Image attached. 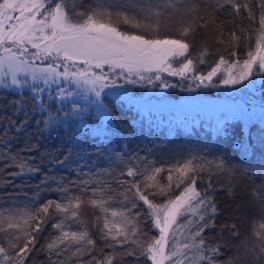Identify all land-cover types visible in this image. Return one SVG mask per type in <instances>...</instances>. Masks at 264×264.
Masks as SVG:
<instances>
[{"label": "snow or ice", "instance_id": "6c2138e0", "mask_svg": "<svg viewBox=\"0 0 264 264\" xmlns=\"http://www.w3.org/2000/svg\"><path fill=\"white\" fill-rule=\"evenodd\" d=\"M172 25L175 35H163ZM210 26L220 29L215 42L230 49L211 62L207 47L193 54L197 34L207 36ZM255 77L264 78V0H0V95L14 97L0 108V166L16 169L4 183L14 188L17 177L40 171L22 155L33 145L13 150L28 127V106L49 130L68 124L74 139L98 138L112 131L119 106L106 100L137 103L129 86L193 91L254 85ZM214 132L227 137L229 125L217 121ZM240 134L239 149L249 155L255 144L244 127ZM258 142L264 147V126ZM81 159L75 179L45 176L56 198L0 204V264H264V186L253 190L251 247L220 242L225 231L240 239L235 223L221 225L219 240L209 238L220 215L214 178L256 169L203 150L173 153L157 165L121 148L95 170ZM71 160L69 153L57 163Z\"/></svg>", "mask_w": 264, "mask_h": 264}, {"label": "trees", "instance_id": "16d2710c", "mask_svg": "<svg viewBox=\"0 0 264 264\" xmlns=\"http://www.w3.org/2000/svg\"><path fill=\"white\" fill-rule=\"evenodd\" d=\"M84 3L92 5L96 3V0H84ZM171 27L173 29L171 33L175 34L176 25ZM227 27H231V24H228ZM219 31V28L210 26L207 36L198 33L193 54L195 55V52L200 48L207 47L211 53L208 57L209 62L218 59L220 55L227 57L230 51L228 46L215 42ZM239 52L243 55L244 48L241 47ZM202 70L207 71V67H203ZM130 91L134 94L133 99L137 103H129L127 100L118 102L111 97L105 101L106 103L111 101V104H119V106L113 108L115 123L112 125V131L106 130V135H101L98 138L81 136L79 139H74L76 132L68 124L49 130L43 123H37L43 118L39 115L33 116L31 107L28 106L29 115L26 121L28 127L21 134L19 141L15 143L13 150L20 149L25 143L33 145L34 151L22 153V155L31 156L35 164L39 166L40 171L32 175L17 177L13 188L7 186L4 181L11 180L12 178L8 176V172L16 169H3L0 166V204H7L10 201L26 203L36 199L38 194L39 197L45 199L56 198L57 194L52 191L55 185L44 184L42 181L45 176L68 177L71 175V178L75 179L77 174L74 173L77 167L75 161L78 155L83 156V159L79 161L81 166L87 164L89 168L95 170V167L100 169L106 167L105 157L114 150H120L121 148L125 152L137 153L142 158L146 157L149 162H154L157 165L161 162H167L173 153L200 150L211 151L212 153L219 152L230 164L244 169H256L257 171H249L247 176L228 172L214 178L216 182L215 198L220 215L216 220V229L209 234V238L214 241L219 240L221 225L235 223L240 233V239L233 240L230 233L225 231L223 240L220 242L230 245L247 242L251 247L255 242L250 231L254 213L253 202L255 198L253 190L264 186V176L259 174L261 165H264V147H261L258 142V129L264 126L258 120L262 118L261 116H264V113L253 119L254 122L249 121L247 125L238 119L220 117L218 121H226L229 125V135L227 137H218L214 132L217 122L214 124L203 118H191L190 122L187 120L185 125H183L185 121H182V124L178 123L180 127L172 133L165 125L160 124L159 120L155 119L156 115L140 108L141 104L136 98H139L141 93H137V88L130 89ZM12 99L14 97L8 96L5 100L0 95V108H4L8 101ZM6 111L8 115H11L12 107L7 106ZM13 118L15 119V117ZM20 118L23 119V114ZM241 127H244L245 138H248L250 133V142L255 144L253 152L249 155H244L239 149ZM69 153L72 154V160L67 163V166L57 163V161L64 160ZM102 153L104 155H101ZM212 158V156H209V159ZM87 170L85 168V171ZM227 185H231V191L226 187ZM93 220V210L86 209V221L89 230L95 236V229L91 227ZM51 234L52 230L49 228L43 234L41 244L49 239ZM231 254L233 253H226V256ZM38 259L43 260L44 256L41 255ZM255 264H259V261Z\"/></svg>", "mask_w": 264, "mask_h": 264}, {"label": "rangeland", "instance_id": "374dc122", "mask_svg": "<svg viewBox=\"0 0 264 264\" xmlns=\"http://www.w3.org/2000/svg\"><path fill=\"white\" fill-rule=\"evenodd\" d=\"M95 4V3H93ZM163 35H175L166 29H162ZM170 82L176 83L179 78L166 77ZM255 84L245 82L244 85L220 86L212 89H194L188 91L185 88L173 89L151 88L137 86L140 108L143 111L156 115L155 119L165 125L172 133L191 118H203L216 123L220 117H229L245 122L247 119L254 122L258 116L264 113V78L255 77ZM121 83H123L121 81ZM129 89H134L129 86ZM243 117V118H240ZM262 117V116H261ZM261 119L258 120L260 123Z\"/></svg>", "mask_w": 264, "mask_h": 264}]
</instances>
